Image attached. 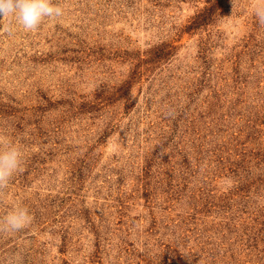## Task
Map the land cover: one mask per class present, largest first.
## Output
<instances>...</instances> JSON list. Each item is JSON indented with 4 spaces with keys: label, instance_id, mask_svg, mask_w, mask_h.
I'll return each instance as SVG.
<instances>
[{
    "label": "rangeland",
    "instance_id": "374dc122",
    "mask_svg": "<svg viewBox=\"0 0 264 264\" xmlns=\"http://www.w3.org/2000/svg\"><path fill=\"white\" fill-rule=\"evenodd\" d=\"M209 1L0 19V150L23 155L0 218L32 216L0 235V264H264V0L185 33Z\"/></svg>",
    "mask_w": 264,
    "mask_h": 264
},
{
    "label": "clouds",
    "instance_id": "9594fccd",
    "mask_svg": "<svg viewBox=\"0 0 264 264\" xmlns=\"http://www.w3.org/2000/svg\"><path fill=\"white\" fill-rule=\"evenodd\" d=\"M63 15V9L52 0H0V19L11 17L25 31H36L45 18L56 19ZM258 23L264 27V2L254 9ZM4 31L12 34L11 24ZM22 152L14 145L0 150V190L6 188L12 176L21 169ZM32 222L26 207L17 206L0 218V235L23 232Z\"/></svg>",
    "mask_w": 264,
    "mask_h": 264
},
{
    "label": "trees",
    "instance_id": "16d2710c",
    "mask_svg": "<svg viewBox=\"0 0 264 264\" xmlns=\"http://www.w3.org/2000/svg\"><path fill=\"white\" fill-rule=\"evenodd\" d=\"M228 0H210L201 8L185 26V33H191L211 24ZM174 47L169 44L153 48L151 51L157 59H164L172 54Z\"/></svg>",
    "mask_w": 264,
    "mask_h": 264
}]
</instances>
